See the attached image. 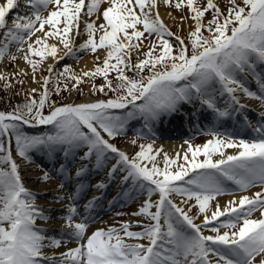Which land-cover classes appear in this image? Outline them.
I'll list each match as a JSON object with an SVG mask.
<instances>
[{"label": "snow or ice", "instance_id": "6c2138e0", "mask_svg": "<svg viewBox=\"0 0 264 264\" xmlns=\"http://www.w3.org/2000/svg\"><path fill=\"white\" fill-rule=\"evenodd\" d=\"M163 3L190 10L195 26L189 33V44L175 36L178 44L174 50L168 38L175 34L160 18L158 0L0 2V62L6 56L17 59L11 53L14 47L23 54L35 77L48 58L59 63L75 55L73 33L84 34L87 40L80 50L95 53L104 49L106 58L102 66L94 72H84L83 77L103 76L106 84L95 90L104 92L107 87L117 93L115 99L57 107L50 101V77H45L39 99L35 98L38 90L31 89L25 103L10 112L0 111V264H253L257 256L259 264H264V115L262 122L253 124L245 112L247 106L237 95L264 104V0H228L226 10L215 0H205L204 4L199 0ZM21 4L29 13L17 11L9 23V13ZM105 4L107 7L101 11ZM209 12L212 18L205 24ZM101 17L104 23L97 24ZM146 33L156 40L150 41L144 58L133 63L132 55L143 50ZM146 69L150 74L144 76ZM110 70L117 73L120 83L116 87L108 80ZM126 70L134 75H127ZM46 71L52 73L55 68L49 64ZM58 75L72 80L76 86L84 82L68 66ZM248 76L256 90L246 85ZM5 79L0 75V80ZM64 87L68 89L67 84ZM60 90L57 84L56 92ZM225 95L227 102L219 106L217 97ZM193 101H199L200 110L210 114L214 126L215 122L239 117L238 124L243 128L223 138L210 131L213 139L200 146L189 143L183 155L177 152L174 157L163 149L154 150L153 144H140L139 151L130 156L104 137L106 134L115 139L123 134L128 121L138 114L146 125L149 121L160 122L162 117L195 118L197 113L182 108ZM129 105L132 110L126 116L110 114L111 109H126ZM37 125H52L56 131L42 135L24 131V126ZM149 129L154 133L152 126ZM249 129L256 134L252 139L236 138L240 131ZM13 138L15 152L23 161L32 162L30 153H43L50 161L57 152L62 153L65 162L57 170L61 177L59 187L71 186L67 197L71 203L63 216L65 227L71 231L63 235L78 242L77 247L58 255L45 252V248H60L65 241L37 227L38 219L47 222L50 217L37 206L36 195L22 181L21 165L13 158ZM225 149L237 151L225 155ZM109 153L117 158L108 169L109 178L123 171L122 183L130 182L147 192V200L133 214L145 217L149 223L140 232L130 231L128 224L120 229L97 230L85 242L89 218L75 221L77 215L83 216L78 213L77 202L88 186L90 166L97 170L107 167ZM161 155L162 166L157 162ZM217 155L220 159L214 160ZM201 156L203 160L198 159ZM77 160L88 163H80L73 175L72 165ZM50 178L44 170L40 179L46 182ZM226 181L242 193L253 187L262 191L242 195L223 206L216 202L213 208L212 202L218 196L234 194L226 187ZM97 187L102 189L106 185L100 183ZM153 194L159 196L155 202ZM173 195L183 197L179 204L171 199ZM56 200L62 202L64 197L57 196ZM96 206L94 197L84 209L90 211ZM193 208L198 216L191 214ZM257 211L260 217L251 218ZM199 216L203 217L204 227L212 225L209 231L215 235L203 234L201 225L195 222ZM221 217L229 219L220 227L215 226L213 222ZM221 227L231 231L221 234ZM125 237L147 243H126Z\"/></svg>", "mask_w": 264, "mask_h": 264}, {"label": "bare ground", "instance_id": "6f19581e", "mask_svg": "<svg viewBox=\"0 0 264 264\" xmlns=\"http://www.w3.org/2000/svg\"><path fill=\"white\" fill-rule=\"evenodd\" d=\"M0 2H2V0H0ZM107 7V5H102L101 7V11ZM17 11H19L21 14H28L29 13V9L24 6L23 4H21V6L18 9H13L12 12L9 13V23L11 22L12 16L14 13H16ZM158 11L160 14V18L164 21V23L168 26L171 21H169L168 19L171 18L172 14L166 9L163 0H158ZM101 22H103V18H100V21H97V24H100ZM81 33H83L84 31V25L83 23L81 24V28H80ZM39 35V34H37ZM36 37H33V40H35ZM87 40V36L84 34H81L79 36H77L75 33H73V41H74V51H75V55L73 56H69L70 58L74 59H79V57L83 56V51L80 50V45L83 44L85 41ZM49 43H55V41H49ZM62 49V46H60ZM13 48H11V53L13 54ZM63 52V49H62ZM61 52V54H62ZM16 55V54H14ZM23 54L20 55H16L17 59H18V63L16 64V68L18 70L19 73H27L26 77L30 78L29 80L27 79V86L31 87V88H36L38 86V83L36 81H39L40 83V79L41 76L39 75H35L36 79L31 80V70H28L27 67H30V65H28L22 58ZM99 57H106V50L101 49L98 52V55L92 58L86 57L83 58L81 61H79V71L81 73L84 72H89L91 71L92 67L95 65V61L97 60V58ZM7 58L8 56L5 57L3 62H0V74L4 75L5 72H7ZM51 64L54 66L55 70L58 66V63H56L52 58H48V60L45 63V68L47 69L48 65ZM31 68V67H30ZM27 71H31V73L27 72ZM48 72V71H47ZM30 76V77H29ZM246 85L250 87V89L255 88L256 90V85L254 83V81H252L251 76L247 77V80L245 81ZM237 95L239 96L241 103L246 105V109L245 112L247 113L249 119L252 121L253 124H258L261 121V116L264 115V104L261 103V101L256 100V99H249L246 96H243L240 93H237ZM227 96L225 95L224 97H217V103H219L220 106H223V104L225 102H227ZM85 101L88 103L89 101H91V97L89 95H87V97L85 98ZM92 102V101H91ZM81 102L77 101L76 104H80ZM189 108L188 112H194L197 113L195 118H189V119H183V121L181 122V124L177 125V126H170L169 130L165 133L166 135H159V132L157 129H155L154 131V135L155 138H157V140H159V137L165 138L167 136H173V135H177L175 134L176 131H179L180 129H185L186 133H191L193 132L195 129L198 128H205V126L207 125L208 127L212 126V128H221V129H225L226 128V123L229 122L230 126L228 127L229 131L232 130H238L243 128L242 125L238 124L239 121V117H236L235 120H229V121H223V122H215V126L214 123L212 122H208V117L207 115H203V118H207L206 120V124H202L201 119L199 118L200 115L202 114L200 109V103L199 101H193L191 104H187L186 108ZM183 108V107H182ZM185 111L186 109L183 108ZM206 116V117H204ZM158 123V122H156ZM164 123H166V119H164ZM158 125V124H157ZM242 133H253L250 129L249 130H243L240 131ZM210 139H213L211 137L207 138L206 142ZM157 140H153L150 141L148 144H153V148L154 150H158V149H163L164 153H167L169 156L174 157L176 155L177 152L181 153V155H183V153L186 151V146L187 143H178V142H160ZM132 139H128L127 142L124 144L123 148L121 151L126 152L127 154L130 152V150L132 149ZM164 141V140H163ZM201 143L200 145H203L204 143ZM195 146H199V145H195ZM236 149H225V155H232V154H236ZM31 155V154H30ZM190 155V154H189ZM32 156V162H27V161H23L21 158H18L16 155H13V158L17 160V163L21 165L19 171L22 177V181L25 185V187L27 189H29L30 191H32L35 195H36V203L37 206L40 208L45 209V215L50 217V219L45 222L43 220H37L36 225L38 228L44 229L46 234H48L49 236H56L58 239L59 238H63L64 239V244L58 248V249H49V248H45V252H47L49 255H51L53 252L57 253V255L59 253L62 252H66L69 249L75 248L78 246V242H76L74 239H68V237L64 236L63 233L65 232H70L71 229L66 228L65 227V220L63 219V216L66 214V210H67V205L69 203H71L70 201H68L67 197H68V193L69 190H71V186L66 187L64 189H61L59 187L60 182H61V177L58 173L57 175H59V177H56L57 175H52L51 178L49 180H47L46 182H42L41 181V177L44 175V173L42 174V172L40 171V168L38 167L37 164V158H42L44 159L43 162H48L50 160H46L49 159L46 155H44L43 153H34L31 155ZM55 157L58 158H64L62 154H60V152H57L55 154ZM214 160L220 159V157L214 156L213 157ZM157 162L161 164L162 166V155L161 157L157 158ZM182 162V161H181ZM80 163H88V161H79L77 160L76 163L74 165H72V174L74 175L75 173V169L77 167H79ZM49 168L53 167V162H50V166L48 165ZM90 167H92V172L90 174L89 177V181H88V186L86 187L85 191L81 194V197L79 199V201L77 202L78 204L80 202H82V205L80 208H78V213H83V216L81 215H77L74 219L76 222H84L85 218H89L88 222L91 220L90 219V213L92 212V210H98L99 209V205L100 203L98 202V196H100L103 192L106 191V189L112 184H119V185H123L124 183H122L121 181L119 182L118 180L114 181L112 183V179L109 178L108 174H96V172H99L101 170H97L95 169L94 165H91ZM111 166L108 167V169ZM96 171V172H95ZM55 177L56 180H53L52 178ZM100 183H104L106 185V187L104 188H98L97 185H99ZM129 184H131L129 182ZM131 186L133 187V185L131 184ZM226 187L232 191L234 194L233 195H221L218 196V198L216 199V201L212 202V207H215L216 202H219L222 206L224 204H226L228 201L236 199L238 200L242 195H249L252 196L255 192L258 191H262L261 188L259 187H253L250 188L246 193H242L240 192L235 185H233L230 181H226ZM111 190V189H110ZM88 191V193L86 192ZM87 193V195H86ZM86 195V196H85ZM60 196V197H64V200L62 202H57L56 197ZM96 198V207H94L93 209H91L90 211H85L84 209V205L89 201L92 200L93 198ZM105 202H103V209H106L110 206V204H104ZM141 206V205H139ZM137 205V207H139ZM260 217V212L257 211L254 219L259 218ZM199 218H201V220H203L202 216H199ZM223 218L225 217H221L220 220L218 221L220 224H222L223 222H226V220L223 221ZM89 225L87 227V231L85 233V237L84 240L86 242V239L88 236H90L93 232L97 231V230H108L107 228H103L100 226V224H96V225ZM225 231H231L229 229L226 228H221V234H223V232ZM47 243V241H46ZM258 259H260V256L258 257Z\"/></svg>", "mask_w": 264, "mask_h": 264}, {"label": "rangeland", "instance_id": "374dc122", "mask_svg": "<svg viewBox=\"0 0 264 264\" xmlns=\"http://www.w3.org/2000/svg\"><path fill=\"white\" fill-rule=\"evenodd\" d=\"M174 2H175V0H174ZM199 2L201 4H204L205 0H199ZM215 2H217L220 5L221 9L224 5L223 10H226L227 7L229 6L228 0H215ZM164 5H165L166 9L172 14L171 18L168 19L169 21H171V24L168 27H169V29L172 27L170 30L175 35L173 37L168 38V39L172 43L173 48L175 50V49H177V44H178V42L175 39V36H180L181 38L185 39L186 44H189L188 36H189V33L192 30H194L195 22L190 18V16H191L190 10L187 9L186 7L183 8V10H180V9H176L175 7H169L165 3H164ZM225 5H228V6H225ZM210 13L211 12L207 13L205 18H204L205 24H207V21L211 19V18H209ZM97 21H100V19ZM101 23H104V21ZM140 27H141V30H143L142 26H140ZM204 34L208 35L207 32H205ZM155 40H156L155 36H152L151 38H149L148 34L146 33L145 38H143V40H142V49L143 50L140 53H133L132 62L135 63L138 59H143L144 58V52H146L148 50L147 46L149 45L150 41H155ZM24 47H26V45ZM99 50H101V49H98L95 53L91 52L90 50H84L83 56H81V57H79V59L75 60L76 62L73 61V62H68V63L62 64L61 66L58 65L57 69L52 73H49L46 71V68L44 66L46 63V61H45L44 64L41 66V68L38 70V72L36 74V75L41 76V79H40L41 81H40V83H38V86L36 88H31V87L27 86V79L29 80L30 78H27L26 75H22L21 73L18 72V70L16 68V64L18 63V59L12 60L11 57L8 56V58H7V62H8L7 72H5V74L3 75L5 77H7V79L0 80V94H2L0 96V99L4 103V104L1 103L2 108H0V109H2V110H0V111H3V108H6V109H8V112H10L13 110V108L15 106L22 105L23 103H25L26 102L25 98H26V96L30 95L31 89H37L38 90L36 92V95H35V98L38 99V97L40 96V91H42L41 85H42L43 79L45 77H50V83L47 86L49 89V93H51L52 85L56 82H59L58 84L61 87H64L65 84L68 85V88H69L68 91H66L65 94H62L61 96L58 97L57 102L55 103V106H57V107L67 105V104H76L77 101H79L81 103H87L85 101V96H87V95H89L91 97V99L95 100V102H97L99 100H105L106 101L108 99H115L117 93H116V95L112 96L113 92L109 91L107 87H105L104 92H99V91L95 90V89H99L101 86H104L106 84V80L103 76H96L94 78L93 77H83V73H81L79 71V65H78L79 61H81L83 58H86V57L92 58V57L97 56ZM157 51H159V49ZM13 54L20 55L22 53L18 52L14 48ZM174 54H175V52H174ZM105 58L106 57L97 58V60L95 61L96 65H94L92 67V69H91L92 71H90V73L94 72L95 68L98 66V64L101 63V61L104 60ZM113 62L115 63V61H113ZM65 66L70 67L73 74L82 77L84 82L79 84L78 86H76L72 80L67 79L65 76L58 75L60 72L63 71V68ZM98 67H100V66H98ZM27 68H28V70H31L30 67H27ZM27 72L31 73V71H27ZM145 73L147 75L150 74L147 69L145 70ZM126 74L129 76L134 75L133 72H128L127 70H126ZM0 75H2V74H0ZM142 75H143V73H142ZM116 77H117L116 71H115V73H113V75L111 73H109V75H108V80L112 81L113 87H116L120 83L116 79ZM31 78H32L31 80L36 79V77H33L32 73H31ZM21 81H23V83H21ZM9 82H12L13 85L11 84V87H6V86H8ZM184 83L185 82H181V85H183ZM18 88L20 90H17ZM80 94L81 95L84 94V97L83 96H82L83 98L79 97ZM15 95H16V98L14 97ZM8 98L10 99V101H8ZM6 100L9 103L8 105L5 103ZM141 103H143V101H137V104H141ZM131 110H132L131 105H129V107L126 109H111L109 111L116 113L113 115L126 116L127 112H129ZM44 114L45 115L49 114V110H47L46 107L44 109ZM139 116L140 115L138 114L135 119L129 120L127 123L125 132L121 135H118L115 139L109 138L106 135V139H108L110 143H112L114 145L120 143V146L115 145L118 149H120V148L122 149L123 145L127 142L128 139L135 140L136 143L132 145V149L130 150V153H129L130 156L135 155V153L139 151V145L140 144L147 145L150 141H152V137L150 136L149 131L146 129V127L149 128L150 123L148 122V124L146 125L145 119L141 118L142 116L139 118ZM142 119H144V120H142ZM135 122H138V123H135ZM137 124H139V125H137ZM136 125L140 126V130H141V125L142 126L145 125V128H144L145 134L144 135H139L138 132H136ZM28 129H30V128L28 127ZM33 129L37 130V134H33V135H42L45 133L46 134H54L56 131V129L52 125L48 126L47 129H44L42 131H40L37 127H33ZM210 131L218 132L221 135V138H223V136L225 135V133H222L220 130H210L208 128V129L201 130L200 132L195 134L192 137V139L181 138L179 140L171 139V141L178 142V143H183V142L188 141L186 148H188L189 143L193 146H195V145L200 146L201 143L206 142L207 138L213 137V136L209 135ZM128 133H130V134H128ZM236 138L239 139V137H236ZM159 141L161 142L162 140H159ZM81 151H86V149H82ZM13 152H15V148H13ZM0 155H2V154H0ZM13 155H16L18 158H20L16 152L13 153ZM108 157H109V162H116V159H117L116 154L109 153ZM198 159L203 160L204 157L201 156ZM46 160H48V159H46ZM38 167L40 168L41 172H44V167L42 165L38 164ZM114 194H116V193H114ZM158 199H159L158 194H153V196H152L153 202L157 201ZM146 200H147V192L142 196L141 199H137L134 205L131 204V206L128 207V210L126 212L124 210L121 212L122 214L119 213L120 215L116 212L112 215L106 216L105 221H104V223L101 224V226H104L107 229H110V228L120 229L121 225H122L121 223L123 222L124 224L130 225V228H129L130 231H133V232L143 231V225H147L149 223V221L145 217L137 216V215H134L133 213L138 212L139 208L141 207L139 205H141ZM192 203H194V202H192ZM136 204H139L138 205L139 207H137ZM152 210L155 211L156 209H152ZM195 212H196V208H193L191 214L198 216L199 215L198 211L196 213ZM256 213L257 212L253 213V216L251 218L254 219ZM133 216L136 217V223H134V224H133V219H131V217H133ZM120 218H124V219L121 220ZM196 220L200 222L199 218ZM205 230H206L205 231L206 235L214 234V233H211L209 231V228H205ZM121 235H123V233H121ZM127 240H129V239L127 237H125L126 243L131 242V241H127ZM258 257L259 256L256 257L255 261H253V264H259L260 259H258Z\"/></svg>", "mask_w": 264, "mask_h": 264}, {"label": "trees", "instance_id": "16d2710c", "mask_svg": "<svg viewBox=\"0 0 264 264\" xmlns=\"http://www.w3.org/2000/svg\"><path fill=\"white\" fill-rule=\"evenodd\" d=\"M189 51H190V46H189ZM109 73H111V72H109ZM112 74V73H111ZM145 76H147V74L144 72L143 73ZM113 75V74H112ZM59 82H56V83H54L53 85H52V89H51V93H50V101L51 102H53L54 104L57 102V99H58V97L59 96H61L62 94H65V92L66 91H68V89L67 90H65V87H61V86H59V88L61 89L60 90V92L59 93H57L56 92V88H57V84H58ZM12 84V82H9L8 83V86H6V87H9V85H11ZM13 85V84H12ZM59 85V84H58ZM11 87V86H10ZM17 90H20L19 88L17 89ZM2 94H0V96H1ZM114 95H116V93L115 92H113V94H112V96H114ZM80 96H81V94H80ZM15 98H16V95L14 96ZM40 97V96H39ZM39 97H38V99H39ZM16 100V99H15ZM8 101H10V99L8 98ZM1 103L2 104H4L3 102H2V100L0 99V108H2L1 107ZM7 105L9 104L8 102H7V100H6V102H5ZM46 108H47V110L49 109L48 107H47V105H46ZM0 110H2V109H0ZM3 111H6V112H8V109H6V108H3Z\"/></svg>", "mask_w": 264, "mask_h": 264}]
</instances>
